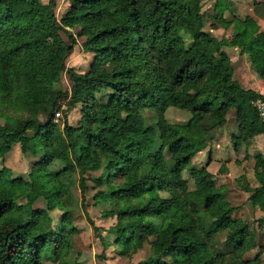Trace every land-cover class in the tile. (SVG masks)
<instances>
[{"label":"trees","instance_id":"obj_1","mask_svg":"<svg viewBox=\"0 0 264 264\" xmlns=\"http://www.w3.org/2000/svg\"><path fill=\"white\" fill-rule=\"evenodd\" d=\"M55 1L49 0L51 13L45 18L40 0H0V93L10 106L32 113L6 116L0 146L7 151L17 142L22 153H42L32 179L0 168V264L57 260L67 235V211L57 228L44 230L39 227L42 209L22 214L16 208L23 199L32 204L40 198L48 209L63 208L60 178L76 171L82 175V195L87 189L83 175L99 171L92 179L100 188L95 196L109 203L105 214L121 222L109 230L119 241L120 254L147 242L157 255L173 257L161 261L153 255L140 264H261L259 256L242 259L256 246L255 233L246 221L231 217L225 191L203 189L200 209L185 197L187 182L173 179L170 172L187 167L226 123L230 109L237 122L230 133L235 150L257 134L259 123L264 133V113L256 105H264V94L234 78L223 52L224 47H239L264 80V30L247 15L243 31L230 41L218 39L204 29L202 0H71L67 22L60 24L53 13ZM229 4L215 0V17ZM74 24L84 38L83 50L93 54L82 73L65 63L76 43L67 29ZM63 73L70 84L66 90L57 86ZM62 102L67 108L80 104L81 123H65L63 132L82 140L69 143L74 164L53 173L48 168L52 161L67 158L66 138L53 122ZM147 105L156 115L150 124L143 116ZM170 107L188 111V120L169 122L165 112ZM150 149L152 157L146 154ZM253 170L258 187L245 190L252 192L249 199L255 205L256 193L264 192L262 153L254 155ZM192 175L199 183L212 176L205 168ZM221 231L223 249L216 251L212 244Z\"/></svg>","mask_w":264,"mask_h":264},{"label":"rangeland","instance_id":"obj_2","mask_svg":"<svg viewBox=\"0 0 264 264\" xmlns=\"http://www.w3.org/2000/svg\"><path fill=\"white\" fill-rule=\"evenodd\" d=\"M42 4L43 16L49 18L51 9L49 0H40ZM257 0H229L231 4L224 10L222 16H216L213 7H206L207 0L202 4V13L204 15V29L209 34H213L218 39L232 40L235 35L243 31V19L248 15L253 17L259 25V30H264V0L254 4ZM71 0H56L53 13L60 24H66ZM8 6L14 4L8 2ZM122 9L127 12V7L122 3ZM10 7V6H9ZM214 20V21H213ZM221 20V21H218ZM217 23L214 25L213 23ZM67 27V26H65ZM75 37L76 43L72 53L66 58V67L76 72H85L89 69L93 60V54L85 52L82 47L84 38L78 36L79 28L76 24L67 27ZM66 41L67 36L61 32ZM212 35V36H213ZM226 54L234 69V78L239 81L243 87H250L264 94V80L261 79L252 69L248 56L242 52L239 47H224ZM199 58L204 59L203 54H198ZM57 86L66 90L70 84L65 73L61 75ZM0 93V127L5 125L6 116L12 118H21L31 115L30 111L19 110L9 105L7 100ZM80 104L72 108H67L65 102H62L59 109V116L53 117V122L59 129V132L66 138L63 146L67 151V158L54 159L49 165V170L53 173H61L68 165L74 164V154L70 152L69 143H81V137L78 134L66 135L63 132V125L77 127L81 123ZM264 113V106L260 109ZM143 116L147 124L156 120V115L151 105H147L143 111ZM190 116L186 110L170 107L165 112L166 119L171 123H185ZM41 120L45 119L43 113H39ZM236 118L234 110L230 109L227 113L226 123L213 131V137L205 148L197 152L191 159L187 167L181 171H171L173 179L182 178L187 182V192L185 197L189 201L196 202L200 209L203 208L204 199L202 197L203 189L220 188L225 191V196L229 205L233 208L232 218H238L246 221L253 229L256 238V246L243 253L242 259H252L255 256L261 258V264H264V192H257V202L253 205L249 199L252 192L245 190V187L251 189L257 188L258 184L254 176V155L262 153L264 155V133L258 124L257 134L247 141H242L235 150L230 141V133L236 131ZM79 139V140H78ZM81 139V140H80ZM8 151V152H7ZM0 146V168L8 167L12 176H22L24 179H32L37 164L41 160L42 153L31 155L22 153L19 143L12 144L10 150ZM153 150H146V154L152 157ZM168 155L164 153L163 161L165 163ZM223 165V167H222ZM205 168L211 173V177L204 183L197 182L192 171ZM99 171H88L83 177L87 183V189L84 195L80 192L79 181L82 176L78 171L62 175L60 180L65 188L62 198L65 201L63 208L55 207L48 209L46 202L40 198L34 203L29 204L25 199L19 201L16 208L17 212L26 214L36 209H42L43 215L39 218V227L44 230L57 228L61 223L62 214L67 211V235L61 252L57 260L53 258L41 261V264H140L146 262L150 256L157 255L151 250L150 245L144 242L135 250L128 251L125 255L120 254L119 241L115 235L110 233L121 224L115 215L105 214L110 206L106 200L96 197L95 193L100 189L95 187L92 179L98 175ZM254 193V192H253ZM93 225L97 227L94 231ZM225 233L218 232L215 241L212 244L214 250L223 249V240ZM103 243L107 246L104 247ZM156 257L161 261H171L172 255L163 253ZM149 259V258H148Z\"/></svg>","mask_w":264,"mask_h":264},{"label":"crops","instance_id":"obj_3","mask_svg":"<svg viewBox=\"0 0 264 264\" xmlns=\"http://www.w3.org/2000/svg\"><path fill=\"white\" fill-rule=\"evenodd\" d=\"M204 1H206V0H202V2H204ZM261 1H263V0H261ZM261 1H256V2H261ZM264 2V1H263ZM214 3H215V0H207V5H206V7H213L214 6ZM203 4V3H202ZM214 21V20H213ZM218 21H221V20H218ZM213 23V22H212ZM214 24V23H213ZM214 25H217V23H215ZM211 35H213V34H211ZM213 36H215V35H213ZM216 37V36H215ZM218 38V37H217ZM245 88H250V87H245ZM251 89V88H250ZM253 89V88H252ZM253 90H255V89H253ZM255 91H257V90H255ZM257 92H259V91H257ZM259 93H262V91H260Z\"/></svg>","mask_w":264,"mask_h":264},{"label":"built area","instance_id":"obj_4","mask_svg":"<svg viewBox=\"0 0 264 264\" xmlns=\"http://www.w3.org/2000/svg\"><path fill=\"white\" fill-rule=\"evenodd\" d=\"M256 105H257V107L259 108V110L264 106L263 103L260 102V101H257V102H256ZM261 112H262V111H261ZM262 113H263V112H262ZM54 114H55V118H57V117L59 116V114H60V113H59V110L56 111Z\"/></svg>","mask_w":264,"mask_h":264}]
</instances>
